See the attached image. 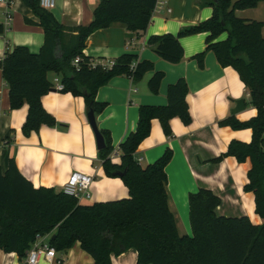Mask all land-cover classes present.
<instances>
[{
    "label": "trees",
    "instance_id": "trees-1",
    "mask_svg": "<svg viewBox=\"0 0 264 264\" xmlns=\"http://www.w3.org/2000/svg\"><path fill=\"white\" fill-rule=\"evenodd\" d=\"M22 2L39 18L45 32L44 46L37 54L26 46L8 50L0 60V67L9 86L11 109H19L25 103L29 106L23 126L25 135L57 123L41 101L54 88L48 80L50 72L62 77L63 92L84 97L88 110L96 115L105 109L104 104L96 101L97 92L115 77L128 76L137 84L153 73L149 90L159 94L165 74L156 71L153 62L124 54L109 68L102 64L94 66L96 60L84 53L91 34L113 25H123L140 37L145 35L158 0H101L93 22L75 28L60 24L51 11L41 7L40 0ZM262 2L204 0V4L213 8L209 20L187 27L177 35L152 36L148 46L163 60L179 64L185 56L181 39L205 33L207 48L194 57L199 67L204 68L207 52L213 51L222 67H231L239 73L257 115L248 121L231 116L221 125L234 130L250 129L252 141H232L227 153L217 161L224 157H235L240 163L250 160L245 191L254 194L256 213L264 220V22L236 15L237 11L255 9ZM3 31L0 24V34ZM224 34L227 39L220 41ZM77 57L81 60L75 68L73 61ZM188 94L187 81L180 78L168 87L167 105L139 107L137 129L120 146V164L111 159L114 148L110 132L101 131L106 147L99 154L105 172L123 180L129 190L126 199L82 205L78 198L64 191L36 188L14 160L7 172L0 169V249L26 260L37 240L52 234L50 245L57 252H66L79 242L93 257L94 264H112V255L131 249L138 253V264H264V223L256 225L246 216H218L220 197L200 189L189 195L192 236L182 235L168 194L166 167L173 151L168 149L163 157L146 167L135 159L137 150L151 134L154 120H159L167 137L172 136V119L191 124Z\"/></svg>",
    "mask_w": 264,
    "mask_h": 264
},
{
    "label": "crops",
    "instance_id": "crops-1",
    "mask_svg": "<svg viewBox=\"0 0 264 264\" xmlns=\"http://www.w3.org/2000/svg\"><path fill=\"white\" fill-rule=\"evenodd\" d=\"M101 0H56L52 14L67 28L87 26L94 20V11ZM7 14L12 16L6 25ZM213 8L204 0H158L147 32L143 36L127 30L123 25L101 29L88 38L84 53L103 64L114 62L124 54L138 56L139 61L154 63L156 71L164 72L165 78L159 94L150 92L148 83L153 73L134 84L128 76L113 78L99 88L96 101L105 109L96 115L99 130L111 134L115 155L112 162L121 163L120 146L138 125V109L141 105L165 106L167 91L180 78L187 81L192 122L185 125L180 119L171 120L172 136L167 137L159 120L152 122L150 136L141 144L135 159L143 167L154 164L165 152L173 151V158L166 167L170 206L178 220L182 235H192L190 224L189 195L200 189L212 191L220 197L218 216L229 218L249 217L252 223L262 225L264 220L256 213L255 196L246 192L251 162L224 157L232 141L250 143V129L234 130L221 125L231 116L248 121L257 115L250 105V97L239 73L231 67H222L213 51L205 57L200 68L194 57L207 48V34H197L181 39L184 60L171 64L148 46L152 36L177 35L181 30L207 21ZM239 18L264 22V2L255 9L237 11ZM0 60L9 50L26 46L33 53H40L45 43V32L39 18L25 6L22 0H0ZM264 37V27L262 29ZM227 34L220 41L227 39ZM61 56L60 52L57 53ZM62 77L54 72L48 80L54 88L42 98L44 109L56 119L54 127L42 126L38 132L25 135L23 126L29 106L12 110L10 90L0 67V169L5 173L14 160L20 172L36 187L64 191V186L74 172L93 177L90 198L80 204L92 205L117 201L129 197V190L121 178L107 176L94 130L88 119L85 98L70 92L58 91L56 80ZM239 100H245L246 108L234 115L232 110ZM51 235L42 237L39 243L50 244ZM62 260V262L60 261ZM112 264H138V253L131 249L121 255L111 256ZM0 264H26L17 253H5L0 249ZM40 264H94L93 257L85 252L79 242L66 252H57L52 262Z\"/></svg>",
    "mask_w": 264,
    "mask_h": 264
},
{
    "label": "built area",
    "instance_id": "built-area-1",
    "mask_svg": "<svg viewBox=\"0 0 264 264\" xmlns=\"http://www.w3.org/2000/svg\"><path fill=\"white\" fill-rule=\"evenodd\" d=\"M40 5L43 9L52 11L56 7V0H40ZM157 9V7H156ZM155 9V10H156ZM12 21V16L10 14H7L6 17V25L9 26ZM80 57H77L73 61V66L75 68H78L80 63ZM96 64H100L98 62H95L94 66ZM103 66H108L111 68L114 65V62L109 63H103ZM57 86L56 89L58 91H63L64 85L60 82V80H56ZM115 155V153L113 154ZM93 183V177L89 174H85L82 172H74L66 185L64 186V192L74 196L79 199H89L90 194L89 190L91 188V185ZM41 238L37 240V242L31 247V249L28 252V257L26 259V264H40L42 260H45L47 262H52L57 257V251L54 247H52L50 244L47 243H39Z\"/></svg>",
    "mask_w": 264,
    "mask_h": 264
},
{
    "label": "water",
    "instance_id": "water-1",
    "mask_svg": "<svg viewBox=\"0 0 264 264\" xmlns=\"http://www.w3.org/2000/svg\"><path fill=\"white\" fill-rule=\"evenodd\" d=\"M245 108H246L245 100H239L236 103V107L232 110V113L234 115H236L238 113L243 112L245 110ZM88 119H89V122H90L93 130H94V133H95V136L97 139L98 148H99V150H102L106 147V143H105L104 136L101 133V130H99V128H98L96 114L93 110H90L88 112ZM121 176H122V174H121ZM54 238H55V236H53V239Z\"/></svg>",
    "mask_w": 264,
    "mask_h": 264
},
{
    "label": "rangeland",
    "instance_id": "rangeland-1",
    "mask_svg": "<svg viewBox=\"0 0 264 264\" xmlns=\"http://www.w3.org/2000/svg\"><path fill=\"white\" fill-rule=\"evenodd\" d=\"M192 236V235H191Z\"/></svg>",
    "mask_w": 264,
    "mask_h": 264
}]
</instances>
